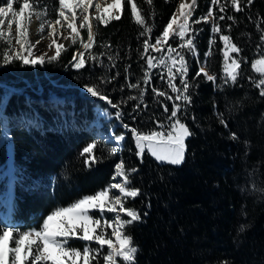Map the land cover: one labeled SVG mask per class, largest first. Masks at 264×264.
<instances>
[{
	"label": "trees",
	"instance_id": "obj_1",
	"mask_svg": "<svg viewBox=\"0 0 264 264\" xmlns=\"http://www.w3.org/2000/svg\"><path fill=\"white\" fill-rule=\"evenodd\" d=\"M39 1L54 10L58 7V0ZM178 1L153 0L150 7L145 0H134L153 28L150 36L141 35L131 5H122L121 19L94 27L95 39L83 54V68H73L80 41L40 66L17 61L0 67V97L8 90L17 93L8 97L4 116L28 120L12 122L7 139L0 128V213L11 212L24 230L40 229L54 210L108 187L121 161L126 170L136 169L130 175V188L140 193L125 202L142 218L126 227L138 249L135 264H264V96L251 67L264 56V0L251 4L243 0L240 12L231 8L230 0H220L228 4L223 13L211 0H197L185 37L193 38L196 53L181 47L179 35L170 36L160 51L144 53V40L154 44L162 35ZM3 5L6 0H0ZM209 9L217 17H226L218 21L219 34L211 31L212 17L194 23ZM82 34L86 41L87 31ZM220 34L229 35L240 49L233 54L240 61L234 84L225 82ZM211 39L215 43L210 45ZM169 47L174 49L176 67L177 54L184 55L185 78L192 85L190 105L178 112L192 132L185 140V160L180 165L157 163L147 152L137 156L131 131L169 130L173 101L156 96L157 91L175 96L168 87L167 68L158 63L161 56L170 55ZM6 49L7 43L0 40V57ZM148 56L156 67L148 68ZM201 67L216 77L215 83L203 73L196 75ZM145 71L149 83L144 82ZM173 73L177 76L173 83L180 86L175 68ZM133 84L138 87L130 88ZM89 86L119 105L114 111L121 113L122 126H128L115 131L124 136L120 156L111 153L112 145L96 136L92 127L70 125L68 115L59 111L63 107L82 122L95 120L93 109L103 103L79 91ZM101 126L104 132L109 130L104 122ZM89 144L96 145L92 156L99 158L97 163L84 153ZM70 245L83 249L85 242L74 239ZM93 264H103V259Z\"/></svg>",
	"mask_w": 264,
	"mask_h": 264
},
{
	"label": "snow or ice",
	"instance_id": "obj_2",
	"mask_svg": "<svg viewBox=\"0 0 264 264\" xmlns=\"http://www.w3.org/2000/svg\"><path fill=\"white\" fill-rule=\"evenodd\" d=\"M38 2V0H37ZM151 7L153 0H145ZM168 2V0H166ZM212 5L217 6L221 13L226 10L227 2L220 3V0H211ZM247 4H251L252 0H246ZM58 8L56 9V18L54 20H46L40 24V31L44 30L45 25L54 32L56 26L65 27L70 30L72 43L75 44L80 40L81 46L85 50H89L93 46L95 39L94 27L99 25H107L112 20L121 19L122 5H131V13L134 22L140 26L143 31L142 36H150L153 28L146 23V18L140 6L134 0H58ZM197 0H181L178 8V15H173L166 27H164L162 35L157 37L154 44H151L148 39L144 40V53L152 51H160L163 48L170 35L175 32L179 35L183 42L181 47L187 46L190 53L195 54L196 48L193 43V38L185 39L186 35L191 29L189 18L192 16ZM243 0H230V6L236 12L242 11ZM18 5V8L16 7ZM36 4L33 0H6L5 6H0V25H5L9 30L15 26L16 40L15 43L19 47L13 51L11 48V41L5 40L3 31H0V40H5L10 46L6 49L2 57H0V67L14 62H20L24 66L35 67L36 65L44 64L43 56H35L31 50V45L28 40V25L33 15L39 20L45 13L35 11ZM93 9V12H89ZM212 17L214 23L212 25V33L219 34L221 32L218 21L226 19L224 15L216 16L215 13L209 9L206 16L194 21L199 23L200 20L207 22L208 18ZM7 18V19H6ZM228 20H234V17L228 16ZM78 26H77V22ZM179 21V23H178ZM87 30V41L80 39V30ZM51 34V33H50ZM195 32L193 31V36ZM219 40L224 44L223 55L226 62L225 67V82L236 83L238 79V69L240 68V61L238 59H231L230 65L227 61L230 59L229 53H239L240 49L231 42L229 35L220 34ZM261 41H264V32L261 35ZM215 40H210V45L214 44ZM63 46H58L56 54L52 56L48 62L55 61L61 55ZM170 55L167 57L161 56L158 63L167 68L168 71V87L171 92L175 94L173 97L166 91H157L156 96L164 97L165 100L173 101L170 116L168 117L169 125L168 131H151L148 133H141L136 129H132V135L135 138L137 156H142L145 149L158 162L167 163L170 165H180L185 160V139L192 135L191 130L178 117V112L181 107L187 108L191 103V95L189 89L192 87L190 81L185 77L188 74V67L184 55L178 53L179 67L177 65V58L171 53L174 49L169 47ZM83 56V53L80 54ZM91 56V54H89ZM95 59V57H91ZM143 58V54H142ZM75 60L76 57L74 56ZM170 61V64L168 63ZM148 68L156 67L154 58L148 56ZM85 60L80 59L73 66L77 69L83 68ZM252 69L260 73V80L258 87L264 86V58L256 59L252 65ZM175 68L176 73L179 74L180 86L173 83L177 76L173 73ZM204 74L208 81L216 82V77L209 74L203 67L197 72V76ZM144 82L149 83V73L145 71ZM130 88L138 87V85H129ZM154 91H156L154 89ZM87 92L93 97H99L105 100V95L98 89L89 86ZM17 94L13 90L0 97V126H3L5 131V138L7 139V117L4 116V108L6 101L10 95ZM143 95V91L141 92ZM260 95L264 96V87L261 88ZM136 99V97H130ZM176 101H182L183 105L177 104ZM109 104L112 107L119 108V105ZM165 112L168 111L165 107ZM121 113L117 111L116 117L120 118ZM223 123V120H221ZM127 128V125H124ZM158 127L163 128V125ZM117 143L124 140V136L115 138ZM233 139H236L233 136ZM96 147L95 144H89L84 149V153H88L92 163L99 162L98 157L92 156V150ZM116 148L111 150L114 154ZM85 163H88L86 160ZM136 169L126 170L123 162L116 165V175L123 178V183H110V185L94 195L84 196L83 198L72 203L68 207H63L54 210L48 215L42 223L40 229L24 230L18 222L15 221L11 212L0 213V264H93V261L98 260L102 256L104 264H117V258L123 264H135V256L138 249L133 244V238L126 231L128 225L134 222H141L142 218L138 211L132 207H125L127 198L137 197L140 193L138 189L130 188V175ZM112 189L119 191V196L112 193ZM117 205L119 206V213H124L129 219H122L117 213L114 217L105 220V211L116 213ZM90 210H99L100 217L94 218L90 215ZM146 215V213H145ZM111 229L109 233L107 230ZM244 228L241 226V231ZM79 239L85 242L82 250L72 247L69 243L71 239ZM95 243L98 248L91 247ZM107 246V254H103L102 250Z\"/></svg>",
	"mask_w": 264,
	"mask_h": 264
},
{
	"label": "rangeland",
	"instance_id": "obj_3",
	"mask_svg": "<svg viewBox=\"0 0 264 264\" xmlns=\"http://www.w3.org/2000/svg\"><path fill=\"white\" fill-rule=\"evenodd\" d=\"M21 2H22V0H21ZM33 2L36 4L35 11L41 12V13H45L46 12V15L42 16L41 19H39V20L36 18L35 15H33L31 17L30 23L28 25V40H29V44L31 45V50L34 53V55L35 56H43V57L45 55H49L47 58H44V59H46L45 62H48V60L52 56L55 55V54H51L50 53L51 52V48L50 47L54 43H61V41L63 40V36H69L70 37V32H69V30L66 29V26L65 27L56 26V30L53 32L52 29L49 28L47 25H45L43 31H40V24L43 21H46V20H54L56 18L57 13H56V10H54L52 7H50L48 5H45V4H42L41 1H39V0H38V2H37V0H33ZM3 6H5V5H3ZM58 6H59V4H58ZM16 7L18 8V5H16ZM177 8H178V6H177ZM91 11L93 12V9H91ZM175 14H176V11H175L174 15ZM78 23H79V21L77 22V26H78ZM178 23H179V21H178ZM84 30H86V29H81L80 30V39H82V35H83L82 32ZM0 31H3L5 40H10L11 41V48L13 49V51H15L19 47V45H17L15 43V40H16L15 26H13V28L11 30H9L7 28V26H6V24L5 25H0ZM57 35L59 37H55ZM172 35H178V34L173 32ZM172 35H170V36H172ZM5 40H4V42H5ZM78 41H80V40L78 39L77 42ZM7 45H8V48H9L10 45L8 43H7ZM71 45H73V43H72V38L70 37V42H69V44L67 45L66 48H68ZM223 47H224V44H223ZM66 48H64L63 50H65ZM63 50H61V51H63ZM85 51L86 50L83 47H81V49L75 54L76 59L74 60L73 65L76 64L80 59H83L82 58L83 56H81L80 54L81 53L84 54ZM233 54L234 53H232V52L229 53L230 59L227 61V64H229V65L231 63V59H235L233 57ZM261 58H264V56H261V57H259L257 59H261ZM38 66H40V64H38ZM225 67H226V62H225V66H224V72H225ZM73 68L77 69L74 66H73ZM253 71L258 75V80H257V85H258L259 80L261 78L260 73L256 72L255 70H253ZM225 75H226V73H225ZM262 87H264V86L258 87L260 91H261ZM64 88H66V87H64ZM79 91L81 93H84V94H86L88 96L93 97L90 93L87 92V88H85V87L79 88ZM94 98L98 99L99 101H101L103 103V105L94 107L93 111H94V115H95V120H93L92 122H82L81 120H79L76 117L72 116L69 113V111L66 110L63 107H59V111H60V113L68 115L67 123L70 124V125L77 126V127L81 128L83 130H86V128L91 130L93 128L94 130H91V131H93V133L96 136H98L99 138L101 137V135L103 133H106V135L109 136V137H107V139H104V140L112 145V149L116 148L117 151L115 153H118V156H120L121 152H122V149H123V144H124L123 141L124 140L119 142V143H117L115 138L118 137V136H121L122 134L115 135V131H117L118 129L125 130V127L122 126V122L120 121V119L116 117V113L117 112L114 111V107H112L109 104V100L107 98L105 100H101V99H99V97H94ZM61 103L64 104L63 102H61ZM12 122L21 124L22 122L23 123H28V120L25 119L24 117H21V119H18V118H10V119H8L7 118V128L8 129H11L13 127L12 126ZM102 122H104V126L105 127H109V130H107V132H104L102 130V126H101ZM93 125H95V126H93ZM0 128L4 129L3 126H0ZM145 152H147L146 149H145ZM148 154L151 156L150 153H148ZM151 157L157 163L167 164V163L158 162L153 156H151ZM8 162H10V161H8ZM119 163H121V162L119 161L117 164H119ZM116 182L123 183V178L116 175V166H115V170H114V174H113L111 183H116ZM111 191H112V193L115 196H119L120 195L119 191L117 189H112ZM135 198H137V197H135ZM135 198L129 197V198H127L126 201L133 200ZM93 212H95L97 216H94L92 214ZM117 213H119V206L118 205H117L116 213H110V212L105 211L103 218L105 220H108V219L114 217ZM122 214H124V213H119L120 217H121ZM90 215L93 216L94 218H99L100 217V212H99V210H90ZM107 231L110 233L111 229H108ZM74 239L75 238L71 239L69 241V243L72 240H74ZM91 247L98 248L99 246L96 245L95 243H92ZM80 250H82V249H80ZM107 251H108L107 250V246H105L104 249L102 250V253L103 254L104 253L107 254ZM101 259H102V256L99 257L98 260L93 261V263H99ZM120 263H123V262L120 261L119 258H117V264H120ZM103 264H104V261H103Z\"/></svg>",
	"mask_w": 264,
	"mask_h": 264
},
{
	"label": "bare ground",
	"instance_id": "obj_4",
	"mask_svg": "<svg viewBox=\"0 0 264 264\" xmlns=\"http://www.w3.org/2000/svg\"><path fill=\"white\" fill-rule=\"evenodd\" d=\"M188 2L190 3V0H188ZM181 3V0H180V2L178 3V8H179V4ZM178 8H177V10H176V14L175 15H178ZM89 12L91 13L92 11H91V9H89ZM68 32V31H67ZM69 32H70V30H69ZM64 34V33H63ZM61 36V35H60ZM55 37H59L58 35L57 36H55ZM71 37V36H70ZM70 37L69 36H63V40L61 41V43H54L50 48H51V54H56V50H57V47L58 46H63L62 47V49L61 50H63L64 48H66L67 47V45L69 44V42H70ZM60 40V39H59ZM49 55H45L44 56V58H47ZM51 56V55H50ZM46 60V59H45ZM109 137V136H107L106 134H102L101 135V138H103V137Z\"/></svg>",
	"mask_w": 264,
	"mask_h": 264
},
{
	"label": "water",
	"instance_id": "obj_5",
	"mask_svg": "<svg viewBox=\"0 0 264 264\" xmlns=\"http://www.w3.org/2000/svg\"><path fill=\"white\" fill-rule=\"evenodd\" d=\"M178 3H179V1L177 2V5H176L175 10H174V13H175V11H176V9H177ZM174 13H173V15H174ZM173 15H172V17H173ZM172 17H171V19H172ZM171 19H170V20H171Z\"/></svg>",
	"mask_w": 264,
	"mask_h": 264
}]
</instances>
